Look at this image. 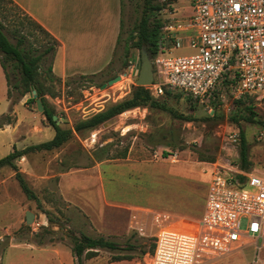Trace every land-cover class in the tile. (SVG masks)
Wrapping results in <instances>:
<instances>
[{
    "label": "rangeland",
    "instance_id": "374dc122",
    "mask_svg": "<svg viewBox=\"0 0 264 264\" xmlns=\"http://www.w3.org/2000/svg\"><path fill=\"white\" fill-rule=\"evenodd\" d=\"M154 1L161 6L157 15L164 25L172 19V22L184 21L191 13L188 0ZM120 3V43H116L112 60L102 73L94 77L75 75L57 83L47 79L43 72L47 60L37 69L35 86L54 111L57 124L71 129L72 136L51 151H27L12 161L15 169L0 168V224L3 228H12L9 235L0 232V254L11 237L36 240L31 235L33 232L43 236L46 242L69 246L68 234L82 232L117 243L121 254L131 258V264H144L145 256L154 246L157 231L152 224L154 214L175 219L199 218L209 180L206 174L214 166L241 169L239 143L230 142L231 132L238 136L243 133L249 162L245 170L257 169L264 160V139H256L258 132L264 131V97H245L241 104H236L226 89L206 101L207 106L213 108L210 113L205 105H192L175 93L156 99L164 109L136 107L135 111L127 110L109 119L106 127L103 123L93 130L74 132L76 122L128 97L135 86L139 50H129L124 59L123 46L141 17L143 0H120ZM0 20L12 44L15 43L12 31L29 33L27 40L33 53L48 42L26 14L4 0L0 3ZM192 53L191 49L171 52L172 55ZM7 73L10 100H15L24 87L20 74L9 65ZM117 75L121 77L119 81L100 88ZM16 85L18 89L14 88ZM38 101L29 91L10 108L7 117L0 118V122L7 118L11 121L9 125H13L19 120L20 136L34 132L40 140H48V130H52V135L54 131L41 114ZM248 107L253 115L247 111ZM106 144L111 145L109 157L113 160L95 162L92 152ZM100 163V169L92 170ZM85 167L92 171L74 176L82 182H78V188L70 186L66 174ZM16 172L35 200L27 199L20 190ZM102 186L108 193L107 199H103ZM26 212L33 215L30 224L25 222ZM239 229H245L244 220ZM252 261L251 251L244 249L206 264H253Z\"/></svg>",
    "mask_w": 264,
    "mask_h": 264
},
{
    "label": "built area",
    "instance_id": "2783aa9c",
    "mask_svg": "<svg viewBox=\"0 0 264 264\" xmlns=\"http://www.w3.org/2000/svg\"><path fill=\"white\" fill-rule=\"evenodd\" d=\"M190 15L165 24L150 58L157 99L166 92L192 105L221 95L232 101L264 97V0H188ZM191 49L190 55H172ZM137 108L130 110L135 111ZM233 144L239 136L231 132ZM257 140L264 139L259 131ZM199 218L154 214V247L144 264H206L249 249L253 264H264V160L257 169L214 166ZM245 229L240 230V222ZM140 234H143L140 229Z\"/></svg>",
    "mask_w": 264,
    "mask_h": 264
},
{
    "label": "crops",
    "instance_id": "0c3cea01",
    "mask_svg": "<svg viewBox=\"0 0 264 264\" xmlns=\"http://www.w3.org/2000/svg\"><path fill=\"white\" fill-rule=\"evenodd\" d=\"M10 1L57 41L58 45L51 64L52 75L55 78L64 81L75 75H95L110 64L120 32V0ZM7 92L8 81L0 65V117L11 107ZM19 123L20 121L17 120L13 125H6L0 129V159L11 153L13 149L20 151L45 142L34 132L20 136ZM48 131V140H50L53 137L52 130ZM4 134L7 135L3 136ZM101 165L100 163L94 166L92 170L100 169ZM90 171L85 167L76 173L66 174L69 177V185L78 188V182H82L74 176L88 174ZM102 188L103 199H107L108 193L105 192L104 186ZM1 226L2 224H0V232L9 235L11 226L6 228ZM60 229L62 231V228ZM31 235L36 239L35 235L39 234L31 232ZM95 252L96 255L91 258H86L84 253L81 264H131L129 256L125 260L112 261V256L117 253L111 256L110 253L103 254L102 250ZM0 264H74V259L70 244L65 246L49 240L38 243L37 240H15L11 237L0 254Z\"/></svg>",
    "mask_w": 264,
    "mask_h": 264
},
{
    "label": "trees",
    "instance_id": "16d2710c",
    "mask_svg": "<svg viewBox=\"0 0 264 264\" xmlns=\"http://www.w3.org/2000/svg\"><path fill=\"white\" fill-rule=\"evenodd\" d=\"M2 1L3 0H0V3ZM4 1H7L8 3L12 4L10 0H4ZM16 8L19 9L18 7ZM160 8H161L160 4L155 3L154 0H143L141 17L138 23L135 24L133 28L130 30L128 37L124 40V46H123L124 59L127 57V53L129 50L131 49L139 50L142 45L146 46L150 58H152L153 55L156 53V43L160 36L161 29L164 26L163 22L158 18L157 15V12H159ZM30 21L32 20L30 19ZM32 23L35 25V27L39 29L41 33H43V35L46 37L48 41L45 42V44L41 45L42 46L41 50L36 51V53H33V50L30 44L28 43L27 34L29 33L26 34L22 31L10 32L13 38L15 39V43L12 44L9 41L6 33L4 32L5 26L0 20V65L4 71L7 81H8L7 68L9 65L20 74V81L22 86L24 87L20 93V97H18L15 100H10V91L8 88L7 98L10 100L11 107L15 106L18 103L19 99L23 97L26 93L35 90L36 97L40 100L42 104L43 110L41 114L47 120L49 126L53 129L54 135L48 141H45L37 145L29 146L23 150L18 151L13 149L11 153L0 159V168L4 166H10L11 168L15 169L12 164V161L16 158L23 156L27 151H33V150L51 151L61 147L72 136L71 129L61 128L57 124V120H53L52 117L55 116L54 111L47 104L46 100L44 99L41 93V90L35 86L37 69L44 60H47V65L43 71L44 74L46 75V78L57 83H61L62 81L58 78H55L52 75V71H51L52 60L55 55L56 47L58 45L57 41L52 36H50V34H48L36 22L32 21ZM121 27H122V23L120 24V28ZM118 43H120V36L117 39V44ZM100 73L91 75L90 77L97 76ZM14 88L18 89L17 85L14 86ZM170 95L173 94L166 92L164 96H170ZM241 103L242 100L236 101V104H241ZM145 106L151 108L158 107L160 109H164V107L161 106L157 102V100L149 94L146 88L134 86L132 87L128 97L124 98L123 100L117 103L109 105L104 110L96 114H93L92 116L86 119L76 122L73 127V130L74 132L93 130L97 128L99 125L105 123L109 119L121 114L124 111L131 109L133 110V108L145 107ZM247 111L249 112L250 115H253L250 107L247 108ZM1 117H7V116L5 114ZM232 120L235 121L234 118ZM10 123L11 121L9 119L4 118V120L0 122V129H2L6 125H9ZM110 146L111 145L106 144L97 147L91 154L92 159L98 163L104 160H113L111 157H109ZM238 148H239L238 154H239L240 167L245 170L249 166V162L247 160V144L245 142L242 132H240L239 135ZM15 179L18 182L19 188L23 192L25 197L27 199L35 200L36 198L34 194L31 192V190L29 189V187L27 186V184L25 183V181L18 172H16L15 174ZM45 215L48 223L52 225V221L49 215L47 213ZM35 237L38 243H41L43 241V236L35 235ZM67 237L69 239L70 251L74 259V264H81L82 256L84 253L86 258L94 257L96 255L95 250H108L117 253L116 255L112 256L111 258L112 261L125 260L129 258L128 256L119 254L121 249L119 245L113 241H109L101 237L94 238L82 232H80L78 235L68 234Z\"/></svg>",
    "mask_w": 264,
    "mask_h": 264
},
{
    "label": "water",
    "instance_id": "95a60500",
    "mask_svg": "<svg viewBox=\"0 0 264 264\" xmlns=\"http://www.w3.org/2000/svg\"><path fill=\"white\" fill-rule=\"evenodd\" d=\"M139 70H138V75L137 79L135 80V86L136 87H146L151 84L152 82V66L150 62V57L147 52V48L145 45H142L139 49ZM120 75H117L113 78L108 79L105 83H103L100 88H105L108 85H111L117 81L120 80ZM33 97H36V92L34 90L31 91ZM39 105V110L42 113V104L40 100L38 101ZM53 120H56V116L52 117ZM109 122H105L103 124L104 127L107 126ZM33 220V215L30 212L25 213V222L26 224H30Z\"/></svg>",
    "mask_w": 264,
    "mask_h": 264
},
{
    "label": "bare ground",
    "instance_id": "6f19581e",
    "mask_svg": "<svg viewBox=\"0 0 264 264\" xmlns=\"http://www.w3.org/2000/svg\"><path fill=\"white\" fill-rule=\"evenodd\" d=\"M123 114H125V113H123ZM123 114H122V115H123ZM112 122H114V121H112ZM112 122H111V123H112Z\"/></svg>",
    "mask_w": 264,
    "mask_h": 264
}]
</instances>
